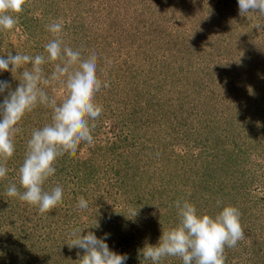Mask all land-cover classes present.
Instances as JSON below:
<instances>
[{"label": "rangeland", "instance_id": "obj_1", "mask_svg": "<svg viewBox=\"0 0 264 264\" xmlns=\"http://www.w3.org/2000/svg\"><path fill=\"white\" fill-rule=\"evenodd\" d=\"M13 15L15 27L0 30V55L47 56L55 37L46 26L77 20L78 35L63 29L64 45L98 51V77L110 87L95 97L103 112L93 142L57 159L44 188L60 183L63 199L44 214L6 189L24 191L27 142L51 123L52 109L37 105L19 122L15 153L2 161L0 264H80L84 251L68 246L76 228L108 234L127 264H151L140 249L178 224V200L210 215L218 201L238 208L245 238L225 248V264H264V28L255 27L264 15H241L238 0H25ZM59 62L42 65L49 83L41 85L57 104L67 96L50 79ZM23 70L31 65L0 79L14 90Z\"/></svg>", "mask_w": 264, "mask_h": 264}, {"label": "clouds", "instance_id": "obj_2", "mask_svg": "<svg viewBox=\"0 0 264 264\" xmlns=\"http://www.w3.org/2000/svg\"><path fill=\"white\" fill-rule=\"evenodd\" d=\"M24 3L25 0H0V30L15 27L18 17L13 14L22 12ZM238 7L243 16L250 12L264 15V0H238ZM255 27L264 28V24ZM63 29L62 22L46 26L55 37L45 45L47 56L8 53L5 58L0 55V73L13 74L24 65H31V70L21 72L20 83L14 90L9 81L0 79V179L8 174L2 161L15 153L14 138L21 131L18 125L24 115L37 105L52 109L51 123L33 129L27 142L26 155L18 170L19 184L24 191L15 184L6 189L8 197L36 206L40 214L51 211L63 199L60 183L50 190H45L44 185L55 176L58 158L76 154L81 142H93L94 121L103 112V106L95 97L102 87H110L107 80L98 77V51L93 49L84 55L65 46L61 36ZM52 61L60 62L56 63L50 79L63 82L67 90L66 98L59 104L41 87L49 83L43 76L42 65ZM88 206L86 199L78 200L80 209ZM217 206L221 210L210 215L200 213L187 200L176 201L178 224L166 231L162 229L158 243L146 244L140 249L143 259L151 264H161L166 257H178L182 264H225V248H235L245 238V233L238 208L219 201ZM94 226L98 228L99 224ZM83 229H74V239L68 244L70 248L84 251L80 264H127L126 254L110 249L106 242L108 234L98 238L92 231L82 234Z\"/></svg>", "mask_w": 264, "mask_h": 264}, {"label": "trees", "instance_id": "obj_3", "mask_svg": "<svg viewBox=\"0 0 264 264\" xmlns=\"http://www.w3.org/2000/svg\"><path fill=\"white\" fill-rule=\"evenodd\" d=\"M28 23H30V21L28 22ZM28 23H26V22H24V24H25V27H27V25H28ZM65 25V27H64V32H67V30H68V28H69V30L71 31L72 30V32L73 33H75V34H79L78 32H79V29H80V24H79V22L76 20V22H73L72 23V26H69L68 27V25L67 24H64ZM73 25H75V26H73ZM21 27H23V25L21 24ZM74 38V37H73ZM73 38H70V40L71 39H73ZM86 38V37H85ZM74 41H71L70 43H67V46L68 45H72V43H73ZM77 47V46H76ZM73 49V48H72ZM73 50H76L75 48L73 49ZM130 169H133V167H130V168H128V170H130ZM127 170V169H126ZM218 191H220V192H224V190H218ZM227 191H230V192H233L232 190H227Z\"/></svg>", "mask_w": 264, "mask_h": 264}]
</instances>
